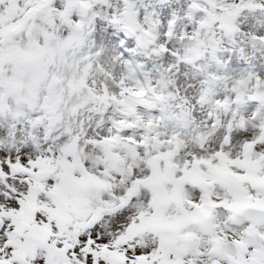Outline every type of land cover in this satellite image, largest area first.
Listing matches in <instances>:
<instances>
[{
    "label": "snow or ice",
    "instance_id": "obj_1",
    "mask_svg": "<svg viewBox=\"0 0 264 264\" xmlns=\"http://www.w3.org/2000/svg\"><path fill=\"white\" fill-rule=\"evenodd\" d=\"M0 264H264V0H0Z\"/></svg>",
    "mask_w": 264,
    "mask_h": 264
}]
</instances>
